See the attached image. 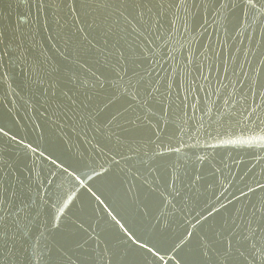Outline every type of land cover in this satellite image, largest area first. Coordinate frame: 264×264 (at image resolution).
I'll return each instance as SVG.
<instances>
[{
	"label": "water",
	"instance_id": "1",
	"mask_svg": "<svg viewBox=\"0 0 264 264\" xmlns=\"http://www.w3.org/2000/svg\"><path fill=\"white\" fill-rule=\"evenodd\" d=\"M0 34V264H264V0H0Z\"/></svg>",
	"mask_w": 264,
	"mask_h": 264
},
{
	"label": "snow or ice",
	"instance_id": "2",
	"mask_svg": "<svg viewBox=\"0 0 264 264\" xmlns=\"http://www.w3.org/2000/svg\"><path fill=\"white\" fill-rule=\"evenodd\" d=\"M245 3L247 5H249V6H251L252 8H255L256 7L257 0H245ZM102 23H103V21H101L100 24H97V27H101ZM0 35H2V34H0ZM56 86L57 85L55 83L50 84V87H52V88H55ZM63 94L68 98V100L73 105H75L76 101H75V99H73V97L68 96V93L67 92H64ZM261 139L264 140V136H262ZM233 143H235V141H233ZM0 205H2V201H0ZM3 219H4V217L2 215H0V222H2ZM2 235H3V233L0 232V236H2ZM222 254H223V256H224L225 259H228L230 257V255H231V245H229L228 248L225 251H223ZM241 255H243V253H241Z\"/></svg>",
	"mask_w": 264,
	"mask_h": 264
}]
</instances>
